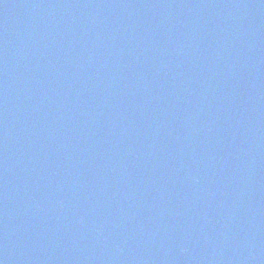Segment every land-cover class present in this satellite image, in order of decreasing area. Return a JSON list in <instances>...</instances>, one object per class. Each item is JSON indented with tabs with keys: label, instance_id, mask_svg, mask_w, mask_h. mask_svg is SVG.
Returning <instances> with one entry per match:
<instances>
[{
	"label": "water",
	"instance_id": "95a60500",
	"mask_svg": "<svg viewBox=\"0 0 264 264\" xmlns=\"http://www.w3.org/2000/svg\"><path fill=\"white\" fill-rule=\"evenodd\" d=\"M2 264H264V0H0Z\"/></svg>",
	"mask_w": 264,
	"mask_h": 264
},
{
	"label": "snow or ice",
	"instance_id": "6c2138e0",
	"mask_svg": "<svg viewBox=\"0 0 264 264\" xmlns=\"http://www.w3.org/2000/svg\"><path fill=\"white\" fill-rule=\"evenodd\" d=\"M0 264H2V262H0Z\"/></svg>",
	"mask_w": 264,
	"mask_h": 264
}]
</instances>
